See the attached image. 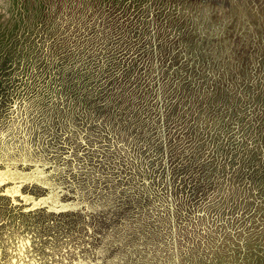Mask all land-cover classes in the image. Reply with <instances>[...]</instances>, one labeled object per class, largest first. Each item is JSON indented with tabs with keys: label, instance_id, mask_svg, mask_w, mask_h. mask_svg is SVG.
Masks as SVG:
<instances>
[{
	"label": "rangeland",
	"instance_id": "1",
	"mask_svg": "<svg viewBox=\"0 0 264 264\" xmlns=\"http://www.w3.org/2000/svg\"><path fill=\"white\" fill-rule=\"evenodd\" d=\"M0 264H264V0H0Z\"/></svg>",
	"mask_w": 264,
	"mask_h": 264
},
{
	"label": "trees",
	"instance_id": "2",
	"mask_svg": "<svg viewBox=\"0 0 264 264\" xmlns=\"http://www.w3.org/2000/svg\"><path fill=\"white\" fill-rule=\"evenodd\" d=\"M205 38H206V37H205ZM184 87H185V85H184V83H183V84H181V85H180V87H179V88H182V89H183ZM177 93H183V92H182V90H180V91H179V92H177Z\"/></svg>",
	"mask_w": 264,
	"mask_h": 264
}]
</instances>
